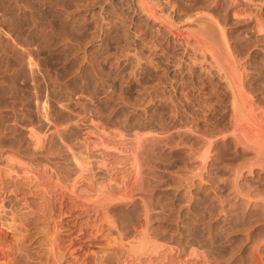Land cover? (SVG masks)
<instances>
[{
    "label": "rangeland",
    "instance_id": "rangeland-1",
    "mask_svg": "<svg viewBox=\"0 0 264 264\" xmlns=\"http://www.w3.org/2000/svg\"><path fill=\"white\" fill-rule=\"evenodd\" d=\"M130 1L0 0V264H218L229 256L235 239L207 220L205 196L191 211L176 200L194 165L176 138L180 102L168 67L179 56L170 46V65L151 64L148 48L126 39L125 23L136 25ZM214 2L230 43L249 45L264 63L254 46L264 39L256 28H264V0ZM187 83L191 103L202 102L206 94Z\"/></svg>",
    "mask_w": 264,
    "mask_h": 264
},
{
    "label": "bare ground",
    "instance_id": "bare-ground-1",
    "mask_svg": "<svg viewBox=\"0 0 264 264\" xmlns=\"http://www.w3.org/2000/svg\"><path fill=\"white\" fill-rule=\"evenodd\" d=\"M105 1L107 0H102L104 3ZM178 1L131 0V6L129 7L130 10L127 8L130 16V19L128 20L135 23L137 27L135 24V26L128 27L130 25H126L127 20L125 21L126 23L120 20L122 23H125V26L122 24L124 27L130 29H128L129 36L126 35V39L130 37L128 40H132L131 38H133V40H135V45L137 43L136 41H141L143 47L148 48L150 54L146 52L145 56L147 54L153 56L151 64L156 61V63H166L167 59L165 61L164 59L166 57H163L167 52L166 48L170 46L174 47L176 56H179L176 63L173 64H176V67L169 66L170 63L167 61L169 63L168 71L170 74H173L174 78L176 77V88L173 87L174 90L176 89V101L180 102L179 104H182V106L185 107V112H190L194 117L191 115L192 121L185 118V114L182 115L183 112H180L181 107L177 104L179 110L176 106V138L179 137V140L185 144V147L187 146V154H189L188 158H191L192 156V159L194 160V168L191 167L189 163L188 166L190 170H188L189 172H192V174H190V176L188 173L189 177L186 175L187 178L182 175L183 178H185L184 180L186 184H183L185 185L184 190H182L183 195L181 194L183 199L182 196L179 195L180 198L178 196L176 200H178V203L185 202L184 205L188 203L187 208L190 209L194 202L198 203L200 198L196 201L197 197H200L201 195L205 196L203 198L206 200H201L207 201V204L205 202L207 206L203 204L207 207L208 211L205 212L206 214L208 213L206 218L208 217L209 222L212 221V223L219 226L218 229L221 226L219 231H224L225 235H229V237L231 236L230 238L228 237L230 241H234L231 240L232 238L235 239V242L228 244H233V246L229 249L231 251H228L229 256L227 257V254L224 256L226 257L224 261L221 259L224 258L223 256L221 258L219 257L221 253H215V257L217 256V259L220 258V260H218L220 261L219 263L224 264V262H226L225 264H232L238 261L239 264H264V63H256L253 61L254 58L259 57V51H253L250 48L246 49L249 45L244 49L241 48L242 50H238L236 46H233L230 43L225 26L216 17V14H214L216 11L212 12L209 8L208 4L213 5L215 3L216 5L214 0H210L214 3H210L209 1L207 2L208 4L204 5H202V0H190L191 3L194 4L191 7L193 9L192 11L191 8L188 10L186 7L187 0H183V2ZM191 3L189 4L191 5ZM127 5L129 6V4ZM212 5V9L213 7L217 8V6ZM117 6L124 5L118 4ZM128 6H125V8ZM188 7L190 6L188 5ZM125 8L122 7L123 10ZM110 13L112 15V12ZM120 13H122V11ZM115 15H117V13ZM126 15L127 14L124 16ZM115 22H117V20ZM262 23L257 22V33L264 30ZM125 29L123 30L126 34L127 32ZM141 31H145V34L147 32H152L150 34V39L148 40L146 37L142 36ZM142 44L140 45L142 46ZM133 45L131 44V46ZM254 46H258L261 48V51H264V39L259 38V40H256ZM133 47L135 48L136 46ZM136 51V48L134 49V52L132 51L134 57L132 60L130 58V60L132 63L134 60L135 66H141L144 58L139 56V54H142ZM140 51L142 52L143 49ZM131 56L133 55L131 54L129 57ZM147 57L145 59L149 64V58ZM158 65L159 64L156 66ZM161 67H164V65ZM136 68L138 67L136 66ZM143 72L145 73V71ZM170 76H168L169 79H174L173 76L171 78ZM188 76L190 77V82H194V87H198L199 91L204 93L203 95L206 94V97L202 102L191 103L192 98L189 95L190 92H183L182 84L185 82L187 83ZM191 78H193V80ZM202 79L206 81L209 80V86H206L207 82L205 81V83H202V81H200ZM186 88L184 87V90ZM186 90H189V88ZM196 93H198V91ZM200 100L202 99L200 98ZM181 111H183V109ZM187 117L191 118L190 116ZM185 136H188V138ZM226 152H230V156ZM226 155H228V158ZM188 158L186 157L185 159L189 161ZM221 161L224 163L223 165L219 164ZM177 169L179 168L177 167ZM177 171L176 173L178 174L179 171ZM176 186H178V184H176ZM179 214L180 212H177L178 216L176 215V217L181 219ZM185 217L186 216L183 218ZM212 225L213 224L210 226L208 225L210 233L214 231L215 226ZM184 229L186 230V228ZM186 242L188 241L186 240ZM201 242L198 241V244ZM227 250L228 249H226V251ZM221 260L223 262H221Z\"/></svg>",
    "mask_w": 264,
    "mask_h": 264
}]
</instances>
